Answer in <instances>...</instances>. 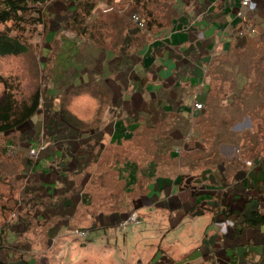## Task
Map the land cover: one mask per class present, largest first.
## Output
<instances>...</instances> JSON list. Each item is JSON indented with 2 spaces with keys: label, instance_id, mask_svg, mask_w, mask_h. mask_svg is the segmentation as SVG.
Returning a JSON list of instances; mask_svg holds the SVG:
<instances>
[{
  "label": "crops",
  "instance_id": "obj_1",
  "mask_svg": "<svg viewBox=\"0 0 264 264\" xmlns=\"http://www.w3.org/2000/svg\"><path fill=\"white\" fill-rule=\"evenodd\" d=\"M254 1L255 12L242 0H34L47 7L45 104L64 130L28 167L0 264H264V225L252 223L264 157L187 135L214 61L264 35ZM87 228L102 240L85 241Z\"/></svg>",
  "mask_w": 264,
  "mask_h": 264
},
{
  "label": "rangeland",
  "instance_id": "obj_2",
  "mask_svg": "<svg viewBox=\"0 0 264 264\" xmlns=\"http://www.w3.org/2000/svg\"><path fill=\"white\" fill-rule=\"evenodd\" d=\"M42 5L43 4H39L38 7H41ZM44 9H47V7H44ZM262 33H264V29L261 31V34ZM45 34V29L42 25L38 26L36 29L28 26L25 38L30 45L29 52L24 55L0 58V97L5 91H10L19 101L29 100L32 95L37 90H39L43 98L37 113L28 122L18 129L0 134V230L9 226V224H11L12 215L18 212L19 208H16V206L18 202V206L21 203V201H19V196L24 193L23 191L26 189V187L24 189L23 184L31 180L32 177V172L28 168L30 167L28 164L30 161L29 159L32 158V160L34 159V162H39V160L48 152L46 147L48 143L47 139H49L50 135L53 132L61 133L64 130L63 126L52 121L53 118L59 121V119H61V115L59 113L56 114V112H53V114L48 112L45 104L46 79L44 76H42L41 72V67L43 66L42 55L44 53ZM261 38H263V40ZM261 40L264 43L263 34L262 36L258 35L251 39L250 47H247L248 50L253 51L255 48H257L258 45L261 44ZM242 53L243 51L240 50L239 52L232 51L215 60L211 65L209 72L207 73L208 88L206 91L205 102L203 103L204 110L197 112L194 110L193 106V110L198 116L196 119L198 120H196L197 127L196 125H193V127L192 125H188V143L190 140H194L192 135L196 131L200 134L203 133V135L205 134L208 138H210L211 146L214 147L219 141L223 140V138H230L231 143H234L237 135L241 136V144L243 145L245 138H247V131L250 130L255 133L259 132L257 131L258 122H260V126H262L264 129V111L262 112V119L254 122L253 126L252 120L248 115H243L241 118H238L242 112H237L235 108L230 106V99L233 97V93L230 90L232 81H234V79L237 80V83L240 87L239 89H242L245 85L242 79L243 77H241L243 73L241 72L240 68L243 63L242 61L244 60ZM238 60L239 66H237ZM234 63L235 65L233 66ZM219 66L222 68H219ZM221 69L229 71L228 73H231V75L234 77L232 79L230 78L231 76L225 78L223 74L220 73ZM244 71L245 70H243V72ZM221 86L224 87V92L229 94L226 97H224V93L219 92ZM246 88L247 85L245 86V89ZM215 104L219 105L218 109L215 108ZM213 112L214 115L217 116L216 119H213L215 118L213 116ZM203 119H208V122L206 121L207 123L203 124ZM223 119L228 120L229 126L227 127H229V132L231 133L225 134L226 128L225 126H221V121ZM198 127L200 129H198ZM30 137H35V139L38 140L37 147L33 148L28 144ZM258 137L257 148L259 147L258 149H261L262 145L264 144V142H261V138L264 137V130L258 134ZM247 141H249V138ZM260 144L261 146H259ZM36 149L41 150L37 158L30 154L31 150ZM254 152H256V149ZM123 176V180L119 181L118 186L122 188L123 192H125L124 187L128 190L126 185L128 186L127 180L129 178V174L125 172ZM18 177L22 178L21 182L19 180L21 178ZM123 192L122 196L129 200V196H125ZM124 208L125 205L121 204L120 209L122 210ZM131 214L132 213H130V215ZM128 217L129 215H127L124 220H126ZM86 230L89 231L88 228ZM78 232L79 231H76V234L79 236ZM118 232L119 230L117 229L115 235H118ZM88 234H91V237H87L84 239L85 241L94 240L95 242H98L97 240H102V233L99 231H89ZM78 236L74 235V238L81 242L80 239L84 237L80 238L79 236L80 239H78ZM120 238L122 241V237H118L119 242ZM115 239L116 238L114 236L110 244L113 245ZM108 244L109 243H106L105 245Z\"/></svg>",
  "mask_w": 264,
  "mask_h": 264
},
{
  "label": "trees",
  "instance_id": "obj_3",
  "mask_svg": "<svg viewBox=\"0 0 264 264\" xmlns=\"http://www.w3.org/2000/svg\"><path fill=\"white\" fill-rule=\"evenodd\" d=\"M35 4L34 0H0V58L24 55L29 52L30 45L25 38L27 28L29 26L36 29L43 24V10ZM260 43L253 51L247 48L250 47V42L235 50V52L243 51L244 60L242 65L240 64V68L245 85L242 89H239V84L234 79L230 87L233 97L231 99L229 97L230 106L235 108L237 112H242L238 118L248 115L253 126L254 122L262 119V112L264 111V43L262 40ZM237 66H239V60ZM219 68L222 67L219 66ZM242 69L245 71L243 72ZM228 72L224 69L220 71L225 78L231 76L232 79L234 76ZM246 85L247 88L245 89ZM224 91V87L221 86L219 92L224 93V97L229 95ZM40 100L41 93L39 90L29 100L22 101L17 100L10 91H5L0 97V134L18 129L28 122L37 113L41 104ZM218 107L219 105L215 104V108L218 109ZM213 116L215 117L213 119H216L217 116L214 115V112ZM206 121L208 122V119H203V124L207 123ZM221 126H225V134L231 133L229 127H227L229 126L228 120L223 119ZM257 127L258 133L247 131V138H245L243 145L241 144L242 138L239 135H237L234 143H239L241 150L244 149L243 151L251 157L262 158L264 157V144L261 149H258L257 139L259 138L258 134L264 129L260 126V122L257 123ZM248 138L249 141H247ZM261 142H264V137L261 138ZM255 149L256 152H254ZM29 160V165L34 166L37 163L32 158ZM252 223L264 225V215L259 212L254 213Z\"/></svg>",
  "mask_w": 264,
  "mask_h": 264
},
{
  "label": "built area",
  "instance_id": "obj_4",
  "mask_svg": "<svg viewBox=\"0 0 264 264\" xmlns=\"http://www.w3.org/2000/svg\"><path fill=\"white\" fill-rule=\"evenodd\" d=\"M242 6L246 9H248L250 12H255L258 9L259 4L254 1V0H242ZM239 16L243 19V22L245 23L247 21V18L244 17L243 13H239ZM133 22L139 27V28H144L145 27V20L143 18H141L139 15H133L132 17ZM252 33H257L256 28L252 29ZM194 110L197 112H200L202 110H204V104L201 102H195L194 103ZM38 149V148H37ZM31 150V155L35 156V158H37L41 152V150ZM139 221V216L137 213H132L131 215H129V217L124 220L121 224H120V228H122L123 230L132 223H136ZM80 237H86L87 233L86 232H82L79 231L78 232Z\"/></svg>",
  "mask_w": 264,
  "mask_h": 264
}]
</instances>
